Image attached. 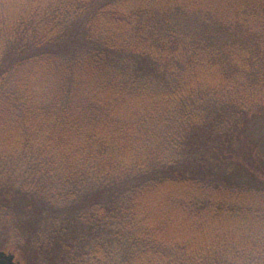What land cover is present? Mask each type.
Masks as SVG:
<instances>
[{"label": "trees", "instance_id": "16d2710c", "mask_svg": "<svg viewBox=\"0 0 264 264\" xmlns=\"http://www.w3.org/2000/svg\"><path fill=\"white\" fill-rule=\"evenodd\" d=\"M263 121L264 0H0V251L264 264Z\"/></svg>", "mask_w": 264, "mask_h": 264}, {"label": "rangeland", "instance_id": "374dc122", "mask_svg": "<svg viewBox=\"0 0 264 264\" xmlns=\"http://www.w3.org/2000/svg\"><path fill=\"white\" fill-rule=\"evenodd\" d=\"M259 124L260 123L251 124L250 126L247 127L246 132L248 136L255 132V135H251L252 138H258L257 140L261 141L262 145L258 144L260 148L257 151L259 152L258 156L264 160V128H262ZM263 124H264V121H263ZM241 131L242 129L240 130V132ZM245 138H246L245 133H242V140H245ZM240 139H241V136H240ZM16 259L17 261H20L22 263V260L19 256H16Z\"/></svg>", "mask_w": 264, "mask_h": 264}, {"label": "water", "instance_id": "95a60500", "mask_svg": "<svg viewBox=\"0 0 264 264\" xmlns=\"http://www.w3.org/2000/svg\"><path fill=\"white\" fill-rule=\"evenodd\" d=\"M0 264H22L12 252L0 251Z\"/></svg>", "mask_w": 264, "mask_h": 264}]
</instances>
